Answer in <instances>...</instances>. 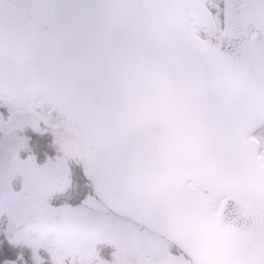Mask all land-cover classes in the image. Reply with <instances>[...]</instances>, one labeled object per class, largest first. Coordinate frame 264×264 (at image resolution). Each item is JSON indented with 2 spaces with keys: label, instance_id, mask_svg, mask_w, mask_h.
<instances>
[{
  "label": "water",
  "instance_id": "water-1",
  "mask_svg": "<svg viewBox=\"0 0 264 264\" xmlns=\"http://www.w3.org/2000/svg\"><path fill=\"white\" fill-rule=\"evenodd\" d=\"M145 3L0 0V94L15 107L39 97L77 141L97 195L195 264H264L250 224L264 202L259 146L204 134L175 78L136 66Z\"/></svg>",
  "mask_w": 264,
  "mask_h": 264
},
{
  "label": "rangeland",
  "instance_id": "rangeland-1",
  "mask_svg": "<svg viewBox=\"0 0 264 264\" xmlns=\"http://www.w3.org/2000/svg\"><path fill=\"white\" fill-rule=\"evenodd\" d=\"M1 219L0 243L24 251L15 264H192L95 196L73 136L39 104L14 109L0 95Z\"/></svg>",
  "mask_w": 264,
  "mask_h": 264
},
{
  "label": "snow or ice",
  "instance_id": "snow-or-ice-1",
  "mask_svg": "<svg viewBox=\"0 0 264 264\" xmlns=\"http://www.w3.org/2000/svg\"><path fill=\"white\" fill-rule=\"evenodd\" d=\"M136 66L171 74L201 131L264 145V0H146ZM27 18L20 5L16 22ZM264 235V202L250 221ZM9 255L0 246V264Z\"/></svg>",
  "mask_w": 264,
  "mask_h": 264
},
{
  "label": "trees",
  "instance_id": "trees-1",
  "mask_svg": "<svg viewBox=\"0 0 264 264\" xmlns=\"http://www.w3.org/2000/svg\"><path fill=\"white\" fill-rule=\"evenodd\" d=\"M35 140V139H34ZM32 144H33V139H31ZM0 246L4 247L5 249L8 250L9 255H7L4 259L2 264H15V263H19V260H21V257L23 255V252L21 251V249H13L12 253H10V249L7 247L6 241H2V243H0ZM15 250V251H14ZM16 250H19L18 252V256H17V252ZM20 254V255H19ZM24 264V263H21Z\"/></svg>",
  "mask_w": 264,
  "mask_h": 264
}]
</instances>
